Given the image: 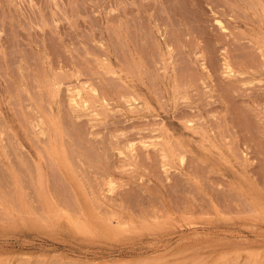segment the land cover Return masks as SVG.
I'll return each mask as SVG.
<instances>
[{"label":"rangeland","instance_id":"1","mask_svg":"<svg viewBox=\"0 0 264 264\" xmlns=\"http://www.w3.org/2000/svg\"><path fill=\"white\" fill-rule=\"evenodd\" d=\"M138 1L0 0L1 37L7 40H3L7 42L5 46L0 41L1 48H5L0 51V136H3L0 137V264H264V66L258 73L261 84L256 80L252 83L254 86L244 85L236 77L227 79L224 59L228 50V58L235 64L244 59L242 62L250 66V61L264 59V51L253 43L251 46L246 38L239 40L240 47L244 50L248 46L250 53L245 51L242 59V49L235 51L234 40H230L234 39L232 32L243 37L247 30L244 25L238 28L233 15L241 22H250L249 25L254 20L245 13L246 10L234 4L235 0H168L161 10L160 6H153L149 11L144 7L147 12H139V17L142 19L140 25L145 27H141L143 34L147 35L141 49L145 50L142 54L151 67H148L151 76L155 73L147 81L158 100L153 98L155 102L148 103L147 107L144 97L130 87L129 78H119L115 73L120 69L126 74L132 72L130 30L134 28H130L131 13L136 15L141 3L150 7L158 2ZM170 1L174 6L170 7ZM244 1H249L246 6L252 7L250 0ZM178 8L184 15L192 18L194 15L200 21L204 19L195 23L199 25L198 32L185 27ZM237 9L242 12L240 16ZM155 13L165 19L161 22L162 29L176 57L175 65L178 66L174 68H178L180 77L187 75L195 80V84L191 80V88L186 92L182 88L169 90L163 83L161 71L164 72L162 66L166 55L149 18L151 14L158 16ZM218 18L227 29H221ZM124 31H130V34L124 37ZM219 36L224 41H219ZM167 37L171 42L168 43ZM12 40L16 45H10L14 43ZM185 42L189 43L187 47H184ZM196 46L205 49L204 61L212 77L208 78L198 66L203 57L197 60V56L192 55L193 52L200 55V48ZM246 52L251 55L245 56ZM3 53L5 58L1 56ZM237 54L242 55L240 59ZM156 63L161 66L159 69ZM57 83H61L60 88ZM226 83L248 91L241 93V89H235L238 92L233 94L230 92L233 86L230 88ZM77 84L84 85L83 99L88 100L87 107L91 106L80 118L69 110L70 107L73 110L69 96L76 94L73 88ZM258 84L261 87H257ZM91 86L98 89V96L92 97ZM252 89L256 92L255 97L257 93L260 94L258 98L262 97V100L258 99L262 106L252 105L249 95H245L249 106L245 101L241 102L240 98L246 99L239 98V94L255 93ZM134 95L137 101L133 100ZM101 96L107 99L109 107ZM127 98L132 101L128 103ZM83 99L81 101H85ZM235 99L239 101L234 102ZM131 104L133 109H147L135 114ZM56 107L59 120L65 125L61 124L71 134H68L71 145L69 143L70 148L66 149L70 152L69 160L65 162L71 167L65 168H72L67 169L73 175L72 180L68 178L70 173H65L66 169L61 166L62 162L49 149L51 143H47L50 142L47 137L57 134L55 129L50 134L45 132L48 131L45 128L52 126L53 122L49 120L51 117L53 120ZM182 109L189 113L187 119L181 115ZM48 110H52V114ZM41 116L46 123L42 124L43 135ZM182 116L186 122L194 119L195 128L185 129L188 122L184 125ZM172 120L177 122L176 125L170 124ZM56 140H51L54 143L51 147L58 143ZM116 144L120 148L117 149ZM170 146L175 156L167 153L166 161L162 154L165 149L168 152ZM80 151L83 154L79 156ZM36 152L44 159L41 165L37 162L39 154ZM181 155L185 158L183 163L180 162ZM22 160L25 163H21ZM57 162H61V168ZM11 165L13 170H10ZM15 173L19 175L15 177ZM75 177L76 181H84L83 185L80 181L77 184L81 185H74ZM111 181L115 187L109 184ZM110 187L116 188L115 191Z\"/></svg>","mask_w":264,"mask_h":264},{"label":"bare ground","instance_id":"2","mask_svg":"<svg viewBox=\"0 0 264 264\" xmlns=\"http://www.w3.org/2000/svg\"><path fill=\"white\" fill-rule=\"evenodd\" d=\"M123 1V0H122ZM138 1V0H137ZM144 1V0H143ZM147 1V0H146ZM156 1V0H155ZM158 2H157V4L156 3H154V5H152V6H150V7H147L146 6V4H143V3H141L139 6H138V8H137V13H136V15L134 14V13H131V18H129L128 17V19H131V22H130V28L132 29V28H134L133 30H130L131 31V34L129 33L130 31H128L127 33L128 34H130L131 35V39L130 40H132V42H131V44H132V47L133 48H131V53L133 54L132 56H133V68H132V72H128L127 74H126V72H124L125 70L124 69H120L118 72H115V73H117L118 75H119V78L121 77L122 79H126V80H128V78H129V80L131 81V82H128L131 86L130 87H132L133 88V90H135L136 91V93L138 94V95H141L142 97H144V102L147 104V107L149 106V104L152 102V104L155 102L154 101V99L156 100V102H158V100L154 97V94H152L151 93V88H150V85H149V83H148V81H147V79H150L151 77H153V75H155V73H153L152 72V76H151V71L149 72V70H148V67H150V65H149V63L148 62H145V60H144V54H142V53H144L143 51H145V50H143V49H141V48H143L142 47V45H143V43H142V41H144L143 39H145L146 38V36L145 35H147V34H143V32H144V30H142L143 28H141V27H144V26H142V25H140L141 24V22L140 21H142V19L140 20V15H139V12H142L143 11V13L145 12H147L146 11V8H147V10L148 9H152L153 8V6L155 7V6H160V10L161 9H164L165 7L164 6H166L165 5V3L168 1V0H157ZM173 1V0H172ZM139 2V1H138ZM137 2V3H138ZM148 2V1H147ZM228 2V1H227ZM250 2H252V7H248V6H246V3L247 4H250L249 3V1H246V3H245V1L244 0H235V2H234V4L236 5V6H238V7H241L243 10H246L245 11V13H249L251 16H252V20H254V21H252L253 23L251 24V25H249V23L250 22H246V21H244V22H241V21H239L237 18H238V16L237 15H233L232 16V14L230 13V15L232 16V18H233V20H234V22L235 23H237L238 24V28L241 26V25H244V26H247L246 27V29L247 30H243L244 31V33H246V35L244 34L243 35V37H242V35L241 36H239L240 34L238 33V35H236L234 32H232L233 34H234V39H233V37H232V39L230 38V40H234V44L232 43V46L233 45H235V46H233L234 47V49H235V51L236 50H240V49H242L243 50V48L244 47H240V45L242 46V44H240V41L239 40H241V39H244V38H246V39H248L247 41L250 43L251 42V44L253 43L254 45H258L259 47H260V49H262L263 51H264V0H250ZM128 3V2H127ZM149 3V2H148ZM169 3H171V1L169 2ZM122 4V3H121ZM151 4H153L152 2H151ZM172 4H173V6H174V3L172 2L171 3V5H170V7H172ZM231 4H232V2H231ZM254 4V5H253ZM141 5L143 6L142 8H141ZM226 5H227V3H226ZM177 6V5H176ZM227 6H230L229 5V3H228V5ZM130 7V6H129ZM144 7H146V8H144ZM152 7V8H151ZM169 7V6H168ZM46 8V7H45ZM113 8V7H112ZM134 8H136L135 6H134ZM144 8V9H143ZM167 8V7H166ZM234 10H236L234 7H232ZM252 8V9H251ZM125 9V8H124ZM157 9V8H156ZM168 9V11H170V12H172V9H170L169 10V8H167ZM81 10V9H80ZM114 10V9H113ZM158 10V9H157ZM156 10V11H157ZM160 10L158 11V12H160ZM178 10H179V8H178ZM178 10H176V11H178ZM203 10V9H202ZM210 10H212V9H210ZM227 10V9H226ZM74 11H75V9H74ZM121 11V10H120ZM134 11H135V9H134ZM149 11V10H148ZM174 12H176L175 10H173ZM182 11V10H181ZM157 12V13H158ZM179 12H180V10H179ZM204 12V11H203ZM212 12H213V10H212ZM162 13V12H161ZM185 13H186V11H185ZM205 13V12H204ZM239 16H240V14H242V12L241 11H239L238 12V9H237V12H236ZM156 14V13H155ZM176 14V13H175ZM177 14H178V12H177ZM180 15H181V17H182V23H184V25H185V27L186 28H188L189 30H191V31H193V32H198V26L197 25H195V23H200L201 21H202V19H201V21L199 20L200 18L199 17H196L195 18V16L193 15V18H192V16H190V15H188V14H185L184 15V11H182V12H180L179 13ZM122 15H123V13H122ZM121 15V16H122ZM124 15H125V13H124ZM156 15H158V14H156ZM198 15V14H197ZM245 15V14H244ZM243 15V16H244ZM78 16V15H77ZM76 16V17H77ZM127 16V15H126ZM140 16V17H139ZM190 16V17H189ZM230 16V17H231ZM246 16V15H245ZM39 17V16H38ZM55 17V16H54ZM31 18V17H30ZM78 18V17H77ZM150 21H151V24L153 25L152 26V29L154 28V31L156 32L155 34H157V39H158V42L160 43L159 44V46L163 49V52H164V54L166 55V58H163L164 59V63H163V66H162V70H164V72L163 71H161L162 73H164L163 74V76H164V84L166 85V87H167V89H169V90H171L172 88H174V89H176V90H178L177 88H182L183 89V91L185 90V92H186V90H188V88L190 89L191 87V85H192V82H191V80L194 82L195 80L194 79H190L189 78V76H187V75H183L182 77H180V75L178 74V70H176V69H178V68H174V67H176V66H178V64L177 65H175V61H176V57H175V55H174V53H172L173 51H172V47L170 46V44H167V42H166V38H165V33H164V31H163V29H162V27H164L162 24L165 22V19H164V17L161 15L160 17H159V15L158 16H155L154 14L152 15H150ZM241 18H242V16H241ZM256 18V19H255ZM121 19V18H120ZM39 20V19H38ZM95 20V19H94ZM108 20V19H107ZM109 20H110V18H109ZM117 20H119V18L117 19ZM122 20V19H121ZM121 20L119 21V22H121ZM125 19H123V21H124ZM147 20V19H146ZM204 20V19H203ZM123 21H122V24H123ZM127 21V20H126ZM129 21V20H128ZM78 22V21H77ZM93 22V21H92ZM125 22V21H124ZM140 22V23H139ZM161 22H163V23H161ZM43 23V22H42ZM217 23L219 24V26L221 27V29L222 30H225V29H227L225 26H224V23H223V21L221 20V19H217ZM248 23V24H247ZM92 24H94V23H92ZM127 24H128V22H127ZM124 25V24H123ZM143 25H145V24H143ZM148 25V24H147ZM97 26V25H96ZM128 26V25H127ZM93 28H94V26H93ZM92 28V30L94 31V29ZM145 28V27H144ZM55 29V28H54ZM244 29V28H243ZM128 30V29H127ZM91 31V30H90ZM153 31V32H154ZM167 31V30H166ZM205 31V30H204ZM246 31H248V33L246 32ZM94 32H96V31H94ZM125 32V31H124ZM127 33L125 32L124 34V37H126V35H127ZM161 33V35L159 36V34ZM202 33V32H201ZM204 34H206V31L205 32H203ZM202 33V34H203ZM92 34V33H91ZM242 34V33H241ZM123 35V34H122ZM144 35V36H143ZM219 35V34H218ZM231 35V34H230ZM2 35H1V30H0V37H1ZM226 36H229V34L228 33H226ZM238 36V37H237ZM152 37H153V34H152ZM31 38V37H30ZM154 38V37H153ZM155 38H156V35H155ZM168 38V37H167ZM0 39H2V40H0V41H5L6 39L4 38V37H1ZM171 39V38H170ZM204 39H206L205 37H204ZM220 39H222L223 40V38L222 37H220L219 36V41H220ZM128 40V39H127ZM136 40V41H135ZM146 40V39H145ZM148 40V39H147ZM169 40V38L167 39V41ZM4 41H3V44H2V46L4 45L5 46V44L7 43V42H5L4 43ZM7 41V40H6ZM13 42H14V40H12ZM157 41V40H156ZM205 41V40H204ZM207 41H209V40H207ZM224 41V40H223ZM140 42V43H139ZM148 42V41H147ZM157 42V43H158ZM169 42H171V41H168V43ZM218 42V41H217ZM231 42V41H230ZM233 42V41H232ZM185 43H187V45H183L184 47H187L188 45H189V43L188 42H185ZM12 44H15V42L14 43H11L10 45H12ZM38 44V43H37ZM156 44V43H155ZM199 44V43H198ZM219 44H220V42H219ZM226 44L227 45H229L230 46V44H229V41L226 39ZM244 44V43H243ZM253 44L251 45V46H253ZM16 45V44H15ZM15 45H13V47L15 46ZM193 45V44H192ZM8 46V45H7ZM246 46V45H245ZM250 46V45H249ZM250 46V47H251ZM256 46H254L255 48H256ZM12 47V46H11ZM113 47V46H112ZM198 46H196V48H197ZM206 47H207V45H206ZM248 46H246V49H244L243 51L242 50H240L242 53H243V57H241L242 55L241 54H237V56L239 57H237L238 59H240V57L243 59L244 58V54H245V51H249L248 50V48H247ZM0 48H1V46H0ZM2 48H4V47H2ZM1 48V49H2ZM7 48V47H6ZM10 48V47H9ZM191 48L194 50V45H193V47L191 46ZM195 48V49H196ZM200 48V49H199ZM199 48H197V49H199V51L198 52H200V55L198 56V54L196 53V52H193V56L194 57H196L197 58V60H199L200 58V56H202L203 58H201L199 61L200 62H202V63H200L199 62V64H198V66L200 65V68H202V70H203V72H205L206 73V75L208 76V78L209 77H212L210 74H209V69H207L208 68V66H207V63L204 61L205 60V49H203L202 47H199ZM226 48V47H225ZM42 49V48H41ZM95 49V48H94ZM133 49V50H132ZM207 49H209V51H211L210 50V48H208L207 47ZM257 49H259L258 47H257ZM256 49V50H257ZM142 50V51H141ZM1 52H3V49L2 50H0ZM4 51H5V48H4ZM208 51V50H207ZM229 51V50H228ZM227 51V52H228ZM162 52V53H163ZM226 52V55H225V57H224V59H225V62H226V64H225V68H226V77H227V79H230V78H237L238 80L240 79V80H242L243 82H241V83H244V85L246 84H248V85H250V84H252V83H254V82H256V80H257V82H260V81H258V80H261V79H259L258 78V76H259V71L261 70V71H263V66H264V59H262L261 60V58H258V59H256V61H250L249 63L250 64H252V65H250V66H248V65H245L244 64V62H245V60L243 59L242 61H244V62H242V61H240L239 63H237V64H235V63H233V61H232V59L230 60V58H228V57H230V54H228ZM247 52H246V55L245 56H247L249 53H250V51H249V53L247 54ZM259 52H261V51H259ZM102 53V52H101ZM262 53V52H261ZM2 54V53H1ZM174 56H173V55ZM262 54H264V53H262ZM262 54H259V56H261ZM4 55V56H3ZM3 55H1L2 57H4L5 58V53H3ZM191 55V54H190ZM233 55V54H232ZM249 55H251V54H249ZM235 56V55H234ZM175 57V58H174ZM232 58H234L233 56H231ZM149 58V57H148ZM148 58H146V59H148ZM247 57H245V59H246ZM157 60H158V58H156ZM160 59V58H159ZM173 59H175V60H173ZM237 59V60H238ZM150 60V59H149ZM148 60V61H149ZM197 60H195V61H197ZM204 62H203V61ZM258 60V61H257ZM159 61V60H158ZM178 61V60H177ZM239 61V60H238ZM247 62H248V60H247ZM177 63V62H176ZM196 63V62H195ZM198 63V62H197ZM17 64V63H16ZM104 64V63H103ZM148 64V65H147ZM159 64H161V63H159ZM20 65H22V63L20 64ZM156 65L158 66V64L156 63ZM162 65V64H161ZM111 66V65H110ZM155 66V65H154ZM19 67V66H18ZM24 70H25V68H24V65H22L21 66ZM28 67V66H27ZM121 67V66H120ZM120 67H118V69L120 68ZM153 67V66H152ZM159 67H161V66H158V69H159ZM236 67H238L237 69H236ZM20 68V67H19ZM22 68H20V69H22ZM112 68H114V67H112ZM151 68V67H150ZM252 68H254V70L255 71H253L252 70ZM28 69V68H27ZM27 69H26V71H27ZM128 71V70H127ZM159 72V71H158ZM158 72H156V74L158 73ZM5 73V72H4ZM7 73V72H6ZM23 73V72H22ZM28 73V72H27ZM78 72H76L75 74H77ZM80 73V72H79ZM97 73V72H96ZM161 73V74H162ZM31 74V73H30ZM48 74V73H47ZM52 74V73H51ZM83 74V73H82ZM150 74V75H149ZM161 74H160V76H161ZM23 75H25V74H23ZM54 75V74H53ZM57 75H59V74H57ZM57 75H56V77H57ZM61 75H63V74H61ZM60 75V76H61ZM70 75V74H69ZM68 75V76H69ZM73 75V74H72ZM91 75V74H90ZM111 75V74H110ZM159 75V74H158ZM157 75V76H158ZM189 75V74H188ZM244 75H246L245 77H247V78H245V77H243ZM264 75V74H263ZM131 76V77H130ZM151 76V77H150ZM27 77V76H26ZM32 77V76H31ZM54 77V76H53ZM62 77V76H61ZM66 77V76H65ZM110 77V76H109ZM156 77V76H155ZM191 77V76H190ZM249 77V78H248ZM260 77V76H259ZM52 78V77H51ZM112 78V77H111ZM192 78V77H191ZM200 78L202 79V76H200ZM25 79V78H24ZM61 79V78H60ZM121 79V80H122ZM153 79V78H152ZM158 80H160L159 78H157ZM204 79V78H203ZM58 80H59V78H58ZM205 80V79H204ZM233 81H235V79L233 80ZM237 81V80H236ZM125 82V81H124ZM127 82V81H126ZM231 83H232V81H231ZM239 83V82H238ZM36 84V83H35ZM53 84V83H52ZM58 84V83H57ZM56 84V85H57ZM61 84V83H60ZM60 84H58L57 85V88L59 87V85ZM82 84H86L85 82H83ZM157 84V83H156ZM194 84H195V82H194ZM193 84V85H194ZM227 84V83H226ZM233 84H234V82H233ZM236 84V83H235ZM255 84V83H254ZM260 84H261V82H260ZM55 85V86H56ZM77 85H79V84H77ZM74 86V90H75V92H76V94H74L73 96L71 95V97L69 96V100H70V102H71V104H72V107H73V110H72V108L70 109L69 108V110L70 111H72V112H74V113H72L73 115H75L77 118H80L79 116H81V115H84L85 113V111H86V109H89L91 106H89V107H87L88 106V104H87V102H88V100L86 99V98H84L85 99V101H81V99H83V93H82V90H83V86L84 85H82V87L79 85V87L78 86ZM128 85V84H127ZM229 87H230V85H232V84H227ZM226 85V86H227ZM238 86H239V84H237ZM259 85V84H258ZM228 86H227V88H228ZM233 86V89H231V91L230 92H234V93H237L238 91H236L235 92V89H236V85H232ZM238 86H237V88H238ZM242 86V85H241ZM252 86H254L253 84H252ZM264 86V85H263ZM25 87V86H24ZM53 87H54V84H53ZM52 87V88H53ZM75 87H77V88H75ZM220 87V86H219ZM224 87V86H223ZM240 87V86H239ZM257 87H261V85H259V86H257ZM60 88V87H59ZM84 88H87V87H84ZM231 88V87H230ZM229 88V89H230ZM243 88V87H242ZM242 88H238V89H236V90H240V91H243V89ZM245 88V87H244ZM249 88V87H248ZM248 88H245V89H248ZM73 89H71V91L70 92H73ZM182 89H180V90H182ZM221 89V88H220ZM223 89V88H222ZM221 89V90H222ZM256 89V88H255ZM261 89V88H260ZM175 90V91H176ZM227 90V89H226ZM253 90V89H252ZM262 90V89H261ZM51 91H52V89H51ZM89 91H90V94H92V97H94V95H97L98 93V89L95 87V86H91L90 87V89H89ZM88 91V92H89ZM179 91V90H178ZM223 91H224V89H223ZM248 91V90H247ZM246 90H244L243 92H241V93H244V92H247ZM254 91V90H253ZM258 91V90H257ZM59 92H60V90H59ZM69 92V91H68ZM74 92V93H75ZM168 92V91H167ZM255 92V91H254ZM28 93V92H27ZM127 93V92H126ZM182 93V92H181ZM224 93H226V92H224ZM228 93H229V91H228ZM233 93V94H234ZM240 93V94H241ZM261 93V92H260ZM32 94V93H31ZM52 94H54V93H52ZM57 93H56V91H55V95H56ZM85 94V93H84ZM104 94V93H103ZM119 94V93H118ZM129 94V93H128ZM157 94H159L158 92H157ZM173 94V93H172ZM184 94V93H183ZM240 94H239V98L240 97H244L245 98V95H249V97H250V100L249 101H251V103H252V105H254V106H259V104H260V106H262V104L261 103H258V102H260V100H262L260 97L258 98L257 96H259L260 94L259 93H257L258 95L255 97V95H256V92L255 93H251V94H249V92H248V94L246 93V94H243V96L241 95L240 96ZM255 94V95H254ZM51 95V94H50ZM102 95V94H101ZM122 95H124L123 93H122ZM130 95V94H129ZM174 95V94H173ZM238 95V94H237ZM52 96V95H51ZM50 96V97H51ZM68 96V95H67ZM98 96V95H97ZM121 96V95H120ZM172 96V95H171ZM176 96V95H175ZM187 96V95H186ZM228 96V95H227ZM236 96V95H235ZM263 96H264V94H263ZM4 97V96H3ZM10 97V96H9ZM53 97V96H52ZM90 97V96H89ZM91 97V98H92ZM103 97H105V98H108V97H106V96H103ZM122 97V96H121ZM124 97H125V95H124ZM161 97V96H160ZM170 97V96H169ZM181 97H182V95H181ZM233 97H234V95H233ZM237 98H238V96H236ZM49 98V97H48ZM90 98V99H91ZM131 98V97H130ZM134 98H135V101H137L136 99V96L134 95V97H133V100H134ZM154 98V99H153ZM185 98V96L183 97V99ZM235 98V97H234ZM238 98V99H239ZM247 98V97H246ZM245 98V99H246ZM83 99V100H84ZM96 99V98H95ZM101 99H102V101L104 100L105 102H103V103H105V105H107V103H108V101H107V99H104V98H102V96H101ZM126 99V98H125ZM128 100H129V98H127ZM163 99V98H162ZM169 99V98H168ZM248 99V98H247ZM246 99V100H247ZM258 99H260V100H258ZM18 100V99H17ZM68 100V101H69ZM124 100V99H123ZM173 100V99H172ZM240 100H241V102H243L244 103V101H245V103H247V106H249V103H248V100L246 101V100H244V99H241L240 98ZM263 100H264V97H263ZM54 101V100H53ZM89 101H91V100H89ZM107 101V102H106ZM127 101V100H126ZM132 100L130 99L129 101H128V103L129 102H131ZM154 101V102H153ZM175 101V100H174ZM225 101V100H224ZM236 101H239V100H236L235 99V101L234 102H236ZM32 102V101H31ZM227 102H229L228 100H226L225 101V103H227ZM262 102V101H261ZM138 103V102H137ZM149 103V104H148ZM210 103H212V102H210ZM209 103V104H210ZM263 103V102H262ZM18 104V103H17ZM32 104V103H31ZM127 104V103H126ZM136 104V103H135ZM139 104V103H138ZM157 104V103H156ZM109 105V104H108ZM107 105V106H108ZM132 105V104H131ZM143 105H145V104H143ZM176 105V104H175ZM227 105V104H226ZM263 105H264V103H263ZM62 106V105H61ZM60 106V107H61ZM142 106V105H141ZM177 106H178V104H177ZM246 106V107H247ZM60 107H58V108H60ZM109 107V106H108ZM128 107H130V106H128ZM172 107H174V104H172ZM36 108V107H35ZM134 107H133V105H132V108L131 109H133ZM138 108V107H137ZM150 108H151V106H150ZM149 108V109H150ZM163 108V107H162ZM167 108V107H166ZM178 108V107H177ZM249 108V107H248ZM251 108V107H250ZM46 109V108H45ZM49 109H50V107H49ZM52 109V108H51ZM63 109V108H62ZM68 109V108H67ZM92 109V108H91ZM102 109H104V108H102ZM135 109H136V107H135ZM135 109H133L132 111H134V113L135 114H137V113H142V112H144L147 108H145L144 107V109H141V111L140 110H135ZM149 109L147 110V111H149ZM168 109V108H167ZM181 109V108H180ZM11 110V109H10ZM59 110V109H58ZM161 110V109H160ZM178 110V109H177ZM185 110V109H184ZM261 110H263V109H261ZM48 111H50V110H48ZM52 111V110H51ZM51 111H50V113H51ZM62 110H60V112H61ZM69 111V112H70ZM108 111V110H107ZM257 111V110H256ZM53 112V111H52ZM94 112V111H93ZM103 112H104V110H103ZM50 113H47V114H49V115H51ZM99 113V112H98ZM105 113H106V111H105ZM109 113V112H108ZM181 113V115H183V116H185L186 118H184L183 116H182V120H183V118L184 119H187L188 117H187V115H189V113H187V111L185 110V111H183V109H182V112H180ZM59 113H58V111H57V107H56V109H55V112L53 113V120H52V117H51V120H49V119H47V120H49L50 122H48L47 120V122L48 123H50L52 126H50L51 127V129H50V127H49V125L50 124H48L47 123V127H49V128H45V130L46 129H48V131H45L44 130V126L42 125V124H46L45 123V116H43L44 118V120L42 119V116H41V120H43V121H40L41 122V124L40 125H42V127H43V129H42V135L46 132V133H48V134H50L49 132L51 131V130H53V129H55V130H53L54 132L56 131L57 132V134L55 133V136H53L52 138H51V136H49V137H47V138H49L50 140V142H47V143H51V145H54V143H52L51 142V140H54L55 141V138L57 139L56 141L58 142V143H56V145H55V147L54 146H52L51 147V145H50V147H49V144H48V147H49V149L51 150V151H53V153H55L56 154V156L57 157H55V158H58V160L59 161H61V162H59V163H61V166L63 165V167H64V169H66L65 167L66 166H68V164L66 165V163H68L67 162V160H69V159H67L68 158V156L67 155H69L70 154V152H67L68 151V148H70V145H71V141H69L70 140V136L69 135H71V134H69V132H67L68 131V129L64 126L65 124H64V121H62L61 119V121L59 120V115H58ZM191 115H192V113H190ZM46 115V114H45ZM70 115V114H69ZM108 115V114H107ZM173 115V114H172ZM177 115H179V113L177 114ZM71 116V115H70ZM86 116V115H85ZM62 117H63V115H62ZM50 118V117H49ZM172 118H175L176 119V116H172ZM189 118H191V117H189ZM178 119V118H177ZM2 120V119H1ZM194 120V119H193ZM192 119H190V120H188L187 122H188V124L186 125V120L183 122L184 123V125H186L187 126V128H185L186 126H184V128L185 129H188V127H189V129L191 128V127H193L194 126V121H193ZM39 122V123H40ZM149 123H152V122H150V121H148ZM38 123V122H37ZM39 123H38V125H39ZM61 123H63V124H61ZM144 123V122H143ZM176 121L175 120H172L171 122H170V124L171 125H176ZM6 124H8V123H6ZM54 124V125H53ZM164 124V123H163ZM4 125H5V123H4ZM136 125V124H135ZM134 125V126H135ZM142 125H144V124H142ZM142 125H140L141 126V128H142ZM151 125H153V124H151ZM155 125V124H154ZM179 125V124H178ZM2 126V125H1ZM6 126V125H5ZM8 126V125H7ZM31 126V125H30ZM137 126V125H136ZM147 126V125H146ZM165 126V125H164ZM10 127V126H9ZM55 127V128H54ZM148 127H149V125H148ZM158 127V126H157ZM166 127V126H165ZM164 127V128H165ZM7 128V127H6ZM136 128V127H135ZM137 128H138V126H137ZM152 129H153V127H151ZM156 128V127H155ZM162 129V131H163V127H161ZM183 128V127H182ZM183 128V129H184ZM195 128V126L192 128V129H194ZM50 129V130H49ZM66 129V130H65ZM75 129V128H74ZM117 129H119V128H117ZM158 129V128H157ZM0 130H1V128H0ZM3 130H5L4 128L2 129V131ZM70 130V129H69ZM167 130H168V128H166V132H167ZM2 131H1V133H2ZM43 131H45V132H43ZM126 131H128V130H126ZM146 131H148V130H146ZM153 131H154V129H153ZM14 132V131H13ZM53 132V133H54ZM115 132V131H114ZM142 132V131H141ZM164 132H165V129H164ZM163 132V133H164ZM166 132H165V134H166ZM193 132V131H192ZM15 133V132H14ZM121 133V132H120ZM133 133H135V132H133ZM151 133H153V132H151ZM168 133V132H167ZM212 133V132H211ZM41 134V133H40ZM69 134V135H68ZM144 134V133H143ZM147 134V133H146ZM164 134V135H165ZM151 135V134H150ZM114 136V135H113ZM118 136V135H117ZM143 136V135H142ZM170 136V135H169ZM0 137H3L2 135L0 136ZM55 137V138H54ZM68 137V138H67ZM73 137V136H72ZM128 137V136H127ZM118 138H120V137H118ZM145 138H146V136H145ZM166 138V137H165ZM17 139H19V138H17ZM32 139V138H31ZM130 139V138H129ZM144 139V138H143ZM2 140V139H1ZM30 140V139H29ZM88 140V139H87ZM142 140V139H141ZM145 140V139H144ZM144 140H142V141H144ZM165 140V139H164ZM48 141V140H47ZM74 141V140H73ZM108 141V140H107ZM110 141V140H109ZM118 141V140H117ZM117 141H116V143H117ZM129 142H130V140H128ZM140 141V140H139ZM166 141V140H165ZM164 141V143L166 144V145H170V144H172V143H168V141H166L165 142ZM171 141V140H170ZM176 141V140H175ZM179 141V140H178ZM21 142V141H20ZM32 142V141H31ZM67 142H68V144H67ZM126 142V141H125ZM2 144L4 143L3 141L1 142ZM36 143V142H35ZM69 143H70V145H69ZM84 143V142H83ZM133 143H134V141H133ZM152 143V142H151ZM156 143V142H155ZM154 143V144H155ZM176 143V142H175ZM174 143V144H175ZM21 144V143H20ZM39 144V143H38ZM95 144V143H94ZM110 144V143H109ZM115 144V143H114ZM127 144H128V142H127ZM131 144H132V141H131ZM143 144H144V142H143ZM145 144H147V143H145ZM150 144V143H149ZM153 144V145H154ZM162 144V143H161ZM1 145V144H0ZM5 145V144H4ZM74 145V144H73ZM73 145H72V147H73ZM113 145V144H112ZM119 145V144H118ZM117 144L115 145V147L118 149V146ZM128 145H130V144H128ZM151 145V144H150ZM165 145V146H166ZM168 145V146H169ZM6 146V145H5ZM67 146V147H66ZM69 146V147H68ZM96 146H98V145H96ZM126 146V145H125ZM132 146V145H131ZM135 146V145H134ZM147 146V145H146ZM145 146V147H146ZM168 146L166 147V148H168ZM54 147V148H53ZM101 147V146H100ZM99 147V148H100ZM108 147H110V146H108ZM133 147V146H132ZM176 147V146H175ZM0 148H1V146H0ZM4 148V147H3ZM2 148V149H3ZM19 148V147H18ZM24 148V147H23ZM44 148V147H43ZM46 148H47V146H46ZM53 148V149H52ZM120 148V147H119ZM147 148V147H146ZM171 148V149H170ZM4 149H6V148H4ZM36 149V148H35ZM48 149V148H47ZM48 149V150H49ZM66 149H67V151H66ZM74 149V148H73ZM72 149V150H73ZM110 149V148H109ZM128 149H131V148H128ZM133 149V148H132ZM159 149V148H158ZM162 149L164 150L165 148H163L162 147ZM7 150V149H6ZM44 150H46V149H44ZM74 150H76V149H74ZM136 150V149H135ZM154 150H156V149H154ZM160 150V149H159ZM170 150V151H169ZM173 150V148L170 146L169 147V149H168V152H166L167 151V149H165V153H164V151H163V154L162 155H164V157L163 158H165V160H166V157L168 156V154H169V156H171V157H174L175 156V154H174V152L172 151ZM176 150V149H175ZM36 151V150H35ZM38 151H40V150H38ZM50 151V153H52ZM79 151V150H78ZM106 151V150H105ZM5 152V151H4ZM67 152V153H66ZM77 152V151H76ZM82 151H80V153H79V156L81 155V154H83V153H81ZM120 152V151H119ZM133 152V151H132ZM131 152V156L133 155V153ZM155 152V151H154ZM153 152V153H154ZM156 152H157V150H156ZM162 152V151H161ZM170 152V153H169ZM6 153V152H5ZM36 153H38V152H36ZM49 153V154H50ZM71 153H72V151H71ZM159 153V152H158ZM168 153V154H167ZM22 154V153H21ZM39 154V157H38V160H37V162H39V164H40V162L42 163V160L44 161V159H42V156L40 155L41 153L39 152L38 153ZM43 154V153H42ZM121 154V153H120ZM136 154V153H135ZM135 154H134V156H135ZM173 156H172V155ZM3 155V154H2ZM7 155V154H6ZM45 155H47V154H45ZM125 156H126V153L124 154ZM129 155V154H128ZM153 155V154H152ZM160 155V154H159ZM8 156V155H7ZM19 156V155H18ZM17 156V157H18ZM23 156V155H22ZM53 156V155H52ZM76 156V155H75ZM83 156V155H82ZM84 156H85V154H84ZM83 156V157H84ZM100 156V155H99ZM154 156H156V155H154ZM169 156H168V158H169ZM183 155H181V157H182ZM44 157V156H43ZM70 157V156H69ZM71 157H72V154H71ZM70 157V158H71ZM78 157V156H77ZM150 157V156H149ZM148 157V158H149ZM151 157H153V156H151ZM150 157V158H151ZM159 157V156H158ZM180 157V158H181ZM4 158H5V155H4ZM8 157H6L5 159H7ZM10 158V157H9ZM54 158V157H53ZM135 158V157H134ZM67 159V160H66ZM80 159V158H79ZM81 159H83V158H81ZM157 159V158H156ZM184 156L181 158V163H183L184 162ZM10 160H14V159H10ZM55 160H57V159H55ZM133 160V159H132ZM131 160V161H132ZM153 160H154V158H153ZM159 160V159H158ZM157 160V161H158ZM164 160V159H163ZM7 161H8V159H7ZM21 161V160H20ZM22 161H24V160H22ZM26 161H27V159H26ZM53 161V160H52ZM89 161V160H88ZM135 161H136V159H135ZM167 161V160H166ZM165 161V162H166ZM6 162V161H5ZM16 162V161H15ZM27 162H29V161H27ZM36 162V163H37ZM66 162V163H65ZM71 162V161H70ZM159 162V161H158ZM11 163V162H10ZM12 163L14 164V162L12 161ZM21 163H25V161L24 162H21ZM34 163V162H33ZM32 163V164H33ZM58 163V162H57ZM57 164V165H59V167L61 168V166H60V164ZM90 163V162H89ZM96 163V162H95ZM130 163V162H129ZM18 164H20L19 162H18ZM38 163H37V165H39ZM45 164V163H44ZM91 164H93V163H91ZM131 164V163H130ZM139 164V163H138ZM34 165V164H33ZM41 165V164H40ZM55 165V164H54ZM164 165V164H163ZM13 166L11 165L10 166V170H13V168H12ZM34 167V166H33ZM38 167V166H37ZM58 167V166H57ZM68 167H71V166H68ZM67 167V169H72V168H68ZM21 168H22V166H21ZM23 168H25V167H23ZM40 168H41V166H40ZM16 169V168H15ZM14 169V170H15ZM66 169V170H67ZM19 170H21V169H19ZM23 170V169H22ZM28 170V169H27ZM40 170V169H39ZM61 170V169H60ZM66 170H64L65 171V173H70L71 171L70 170H67V172H66ZM74 170V169H73ZM41 171V170H40ZM69 171V172H68ZM60 172V171H59ZM12 173H13V171H12ZM64 173V172H63ZM15 177H17L18 175H19V173L18 174H16L15 173ZM66 175V174H65ZM70 175H72L71 173L68 175V178H71V180H72V177H73V175L72 176H70ZM23 176V175H22ZM39 176L41 177V175L39 174ZM43 177H44V175H43ZM13 178H14V176H13ZM36 178V177H35ZM67 178V177H66ZM76 178V177H75ZM19 179V178H18ZM77 180V178L75 179V182H73L72 181V183L74 184V185H78V184H80V183H78L77 184V182H79L80 180H78V181H76ZM19 180H17V182H18ZM39 181H42V179L41 180H39ZM43 181H44V179H43ZM47 181V180H46ZM49 181V180H48ZM47 181V182H48ZM17 182L15 181V183L17 184ZM22 182V181H21ZM20 182V183H21ZM81 182V181H80ZM83 182L84 181H82L81 183H82V185H83ZM113 181H111L109 184L111 185V186H113V187H115V184H113L112 183ZM19 183V182H18ZM49 184V183H48ZM20 185V184H19ZM42 185H43V183H42ZM42 185H41V189H42ZM81 185V184H80ZM79 185V186H80ZM109 185V186H110ZM21 187V186H20ZM78 187V186H77ZM77 187H75L76 189H78ZM82 186H80L79 188L80 189H82L81 188ZM113 187L111 188L110 187V189H113ZM17 188V187H16ZM37 188V187H36ZM44 188H46V186L44 187ZM74 188V189H75ZM15 189V188H14ZM19 189V188H18ZM79 189V190H80ZM116 189V188H115ZM115 189H113L114 191H115ZM78 190V191H79ZM112 190V191H113ZM16 191V190H15ZM42 191V190H41ZM44 191V190H43ZM42 191V192H43ZM77 191V192H78ZM101 191V190H100ZM110 191V190H109ZM6 192V191H5ZM11 192V191H10ZM79 192H81V191H79ZM35 193V192H34ZM84 193V192H83ZM189 193V192H188ZM94 194V193H93ZM99 194V193H98ZM192 194V193H191ZM95 195V194H94ZM82 196V195H81ZM85 196V195H84ZM190 197V196H189ZM15 198H16V196H15ZM85 198H87L86 196H85ZM94 198V197H93ZM101 198V197H100ZM97 199H99V198H97ZM96 199V200H97ZM81 200V199H80ZM82 200H84V197H82ZM87 200V199H86ZM191 200V199H190ZM17 201V200H16ZM100 201V200H99ZM104 201V200H103ZM175 201V200H174ZM14 202V201H13ZM85 202H87V201H85ZM84 202V203H85ZM108 202V201H107ZM171 202V201H170ZM89 203H91V202H89ZM100 203H102V202H100ZM12 204V203H11ZM19 204V203H18ZM79 204H80V201H79ZM48 205H50V204H48ZM82 204H80V206H81ZM89 205V204H88ZM87 205V206H88ZM92 205H93V203H92ZM33 206V205H32ZM87 206H84L85 208L87 207ZM193 206V205H192ZM8 207V206H7ZM89 207V206H88ZM20 208V207H19ZM93 208V207H92ZM82 209V211L84 210V212H85V209L82 207L81 208ZM87 209V208H86ZM94 209V208H93ZM17 210V209H16ZM19 210V209H18ZM89 210V209H88ZM256 210V209H255ZM84 212H83V214H84ZM89 212V211H88ZM86 213V212H85ZM95 213V212H94ZM92 214H93V211H92ZM113 214V213H112ZM62 215V214H61ZM86 215V214H85ZM264 215V214H263ZM16 216V215H15ZM41 216V215H40ZM87 216V215H86ZM94 216V215H93ZM95 216H96V214H95ZM155 216V215H154ZM262 216V215H261ZM97 217V216H96ZM16 218V217H15ZM37 218V217H36ZM51 218V217H50ZM95 218V217H94ZM98 218V217H97ZM27 219H29V218H27ZM33 219V218H32ZM67 219H69V218H67ZM261 219V218H260ZM18 220H19V218H18ZM75 220V219H74ZM262 220V219H261ZM54 221V220H53ZM81 221V220H80ZM121 221V220H120ZM55 223V222H54ZM90 223V222H89ZM92 223V222H91ZM94 224V223H93ZM10 225V224H9ZM95 225V224H94ZM97 228V227H96ZM113 228V227H112ZM111 229V228H110ZM112 230H114V229H112ZM118 232H120V231H118ZM83 234V233H82ZM101 234V233H100ZM106 234V233H105ZM145 261V260H144ZM154 261H156V260H154ZM257 262V261H256ZM143 263V262H142ZM263 263V262H262Z\"/></svg>","mask_w":264,"mask_h":264}]
</instances>
